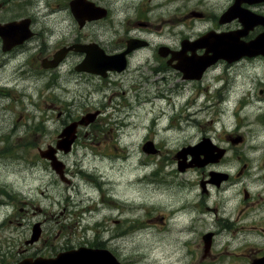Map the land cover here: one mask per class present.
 I'll return each mask as SVG.
<instances>
[{
	"label": "rangeland",
	"instance_id": "1",
	"mask_svg": "<svg viewBox=\"0 0 264 264\" xmlns=\"http://www.w3.org/2000/svg\"><path fill=\"white\" fill-rule=\"evenodd\" d=\"M89 1L110 12L92 24L95 42L108 54L123 51L127 40L137 37L150 47L130 54L127 70L106 78L70 71L71 62L44 78L23 76L26 54L0 60V254L9 244L20 245L39 223L54 253L102 240L123 260L137 258V264H227L230 253L256 243L249 237L251 226L264 219V202L253 204L264 195L258 179L264 175V59L228 54L221 70L211 68L199 83L184 82L156 50L174 49L185 35L206 32L230 0ZM29 3L24 14L36 16L37 28L51 35L50 45L69 41L75 32L69 0ZM21 7L12 3L14 20L22 18ZM191 11L201 12V18L186 17ZM169 84L171 92L164 87ZM96 110L94 123L78 126L72 150L57 152L70 181L63 182L38 152ZM219 134H230L234 147L218 172L191 168L178 175L170 152L202 138L218 141ZM148 139L160 149L156 155L143 154ZM208 172L233 179L219 188L204 183L202 190L204 180L224 183ZM153 208L183 213L170 226L171 244L162 232L142 230ZM202 237L208 245L213 240L204 259Z\"/></svg>",
	"mask_w": 264,
	"mask_h": 264
},
{
	"label": "flooded vegetation",
	"instance_id": "2",
	"mask_svg": "<svg viewBox=\"0 0 264 264\" xmlns=\"http://www.w3.org/2000/svg\"><path fill=\"white\" fill-rule=\"evenodd\" d=\"M71 1V0H69ZM89 1V0H87ZM17 2L19 5L21 4L22 7L20 9V12L22 13V18L18 20L25 19L28 21L26 30L24 33H11L9 32L13 31V27H6L8 24H10L13 21H18L14 20V16H12V3ZM91 2V1H90ZM70 3V2H69ZM95 3V2H94ZM29 0H0V30L3 31V27H5L4 32H6V36H1L0 35V60L3 59L6 56H21L23 54L27 55V59L25 60V65L27 66V70H19V73L24 75H28L29 77L31 76H37L44 78L48 76L51 73H54L56 71H59L60 69L63 68V66L71 62V70L74 71L79 75H86V76H91V74L86 73V72H81L79 71L82 68V65L84 63V59L87 55L91 54L93 52L91 45L95 44V35H94V30H93V23L98 24L99 22H102L103 20H95V21H86L84 19L85 13H81L79 16V20L82 21L81 24H79L78 20L75 18L74 13L71 11L70 6L68 4V9L69 13H71V16L73 18V23H74V34L71 35L72 37L69 38V41H59L58 43H55L53 45H50V40H51V35L47 30L45 31L44 29L37 28L38 23L36 22V16L35 15H30V14H24L28 12L29 8ZM95 5H97L95 3ZM100 6L101 5H97ZM244 7H248L246 5H243ZM243 7V8H244ZM261 9L264 10V3L261 4H254V6H250V9ZM108 16L110 12L107 10ZM188 13V12H187ZM25 15V16H24ZM107 16V17H108ZM188 17V14L186 15ZM84 20V21H83ZM142 26L145 27L146 24L142 22H138L137 26ZM25 24H22L21 26L16 27V29L24 30L25 29ZM11 29V30H10ZM259 28H255L254 32L251 34L259 33L260 31H257ZM83 30V33H79L78 31L81 32ZM250 34V35H251ZM248 35L247 37L244 38V41L248 42L251 39L249 38ZM25 37V40H23L22 43L7 47L4 44V39L8 38H22ZM138 38V37H137ZM140 38V37H139ZM99 47H101L104 51L107 52V49L103 47L100 43H97ZM81 46V47H80ZM72 47V49L70 48ZM66 49V51H64ZM59 50H62L64 52L60 53L58 55V62L54 60V54L57 53ZM263 59L261 56H256V58L252 59L253 61ZM248 60L247 57L241 59L240 61L236 62L237 63H245V61ZM252 61V62H253ZM58 63L56 67H51L52 65ZM4 65V62L0 64L1 66ZM23 71V72H22ZM109 74V73H108ZM258 76L255 77L257 79ZM169 89H172L173 84H169L166 86ZM262 93V91H260ZM263 100V99H262ZM184 119V118H183ZM186 121H189L190 118L186 115ZM240 141L242 138L239 139ZM227 142V146H222L220 143H225ZM213 146H214V152L211 155V165L209 168H213L218 172V166L223 165L225 161V156L228 153H232L233 151V141L230 139V134H219V142L218 144L215 143L213 140ZM217 147L220 148V150H217ZM221 150L223 152H221ZM176 155L173 156L175 158ZM207 166V165H206ZM204 166L203 168H205ZM243 169L246 168L244 165L242 167ZM262 168V167H261ZM220 170H226L222 167L219 168ZM208 175L215 180L216 178L224 179V183L217 185V182H213L216 188H219L221 186H224L229 182V180L233 179L232 176H229V174H222V176H219L216 174L209 173ZM259 180L262 181L264 184V175H260ZM209 182V180H206ZM210 183V182H209ZM264 202V195L262 196H257L256 201L253 204L257 203H262ZM207 211L211 210L209 207H205ZM198 210V208L196 209ZM215 214L217 209L212 210ZM183 214V213H181ZM179 216H181L179 214ZM178 216V217H179ZM177 217V218H178ZM20 224V223H19ZM18 224V225H19ZM229 230V225L227 226ZM252 233L250 234L251 241H256V243H252V245H249L245 249L241 250L240 253H230L229 254V260H227V264H264V219L263 221H260L258 223H254L251 226ZM27 238H24L20 245L13 246L11 244L6 247L8 249L7 251H2L3 255L0 254V264H33V261L36 258H49V257H54L55 254L54 252L48 249V244H46V240L43 235L41 234V238L38 240V242H34L30 244V239L31 235L27 234ZM36 244H40V248L36 246ZM97 245H106L104 241H100ZM213 245V240L211 239L210 242V248ZM203 246V254L201 259L207 258L209 252V249L204 251V242L202 244ZM19 249V254L18 256H15L11 252L14 251L15 249ZM35 248V249H34ZM209 248V247H208Z\"/></svg>",
	"mask_w": 264,
	"mask_h": 264
},
{
	"label": "water",
	"instance_id": "3",
	"mask_svg": "<svg viewBox=\"0 0 264 264\" xmlns=\"http://www.w3.org/2000/svg\"><path fill=\"white\" fill-rule=\"evenodd\" d=\"M70 7H71V10L73 11V13H75V12L77 13V15H76V13H75V15H76V18L78 20H79V16H80L81 13H85L86 14L84 17L88 21H91L92 19L103 18V16L106 15V12H105L104 9L102 10L100 8H97V7L94 6L93 3H89V2H87L85 0H74V1H71ZM99 9L101 10L102 13H99ZM24 23H25V26H24L25 29L24 30L22 29V31H25L26 30V23H27L25 20H22L21 22H12V23L9 24V26H6V27L21 26ZM81 23H82V21L79 22V24H81ZM3 29H5V27H3ZM15 30H16V28H15ZM15 30H14V33H16ZM20 33H22V32L20 31ZM2 34H3V36L5 35L4 30L3 31L0 30V35L2 36ZM23 38H21L19 40H16V39H5L4 43H5V45L11 46V45H14L16 43H21L23 41ZM59 53H62V51H59L58 54ZM58 54L55 55V60H56ZM100 55H103V54H100ZM96 59L97 60L95 62V67L91 69L92 72L94 71L93 73H96V74L104 76V73H105L106 69H116V60L114 61L111 58L106 60V58H103V56H97ZM193 63H194V61H193ZM88 64H89V59L86 58L85 62L83 63L82 68L79 71H82V70L90 71V68H88ZM109 66H113L114 68L113 67L111 68ZM96 114H97V112L95 114L88 115V116H90V118L88 117L89 119H87V120H85L87 117H84V119L79 121L78 124L85 126L88 123L93 122L94 119L96 118ZM76 126H77V123H73V124H70V125H68V126H66L65 128L62 129V133L58 136L59 140L57 141V144H56L55 148L53 146H51V147H48L46 150H40L39 151L40 156L42 158L46 159L49 162L50 167L59 175L61 180L65 181V182H66V179L63 176L64 165H62L57 160L56 151L59 150V151H63L64 153L69 152L70 147H71V145L74 142ZM207 159H208V157H207ZM39 225L40 224H36L35 226H33L32 234H31V236H32L31 239L32 240L30 242H33V241L38 239V237H39L38 235L40 233ZM97 255H99V254H97ZM97 257H99V256H97ZM35 264H55V260H49V261L40 260L39 262H36Z\"/></svg>",
	"mask_w": 264,
	"mask_h": 264
}]
</instances>
